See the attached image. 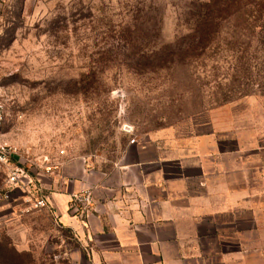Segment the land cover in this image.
<instances>
[{
	"label": "rangeland",
	"instance_id": "374dc122",
	"mask_svg": "<svg viewBox=\"0 0 264 264\" xmlns=\"http://www.w3.org/2000/svg\"><path fill=\"white\" fill-rule=\"evenodd\" d=\"M209 1L0 0V141L15 163L107 169L146 135L263 159L264 14L205 16L197 33ZM15 200L0 198V244L52 264L57 232Z\"/></svg>",
	"mask_w": 264,
	"mask_h": 264
},
{
	"label": "crops",
	"instance_id": "0c3cea01",
	"mask_svg": "<svg viewBox=\"0 0 264 264\" xmlns=\"http://www.w3.org/2000/svg\"><path fill=\"white\" fill-rule=\"evenodd\" d=\"M204 148L146 135L107 169L87 159L52 175L37 167L11 205L45 199L25 214L57 232L63 254L52 264H264L263 155ZM83 194L85 214L70 206Z\"/></svg>",
	"mask_w": 264,
	"mask_h": 264
},
{
	"label": "built area",
	"instance_id": "2783aa9c",
	"mask_svg": "<svg viewBox=\"0 0 264 264\" xmlns=\"http://www.w3.org/2000/svg\"><path fill=\"white\" fill-rule=\"evenodd\" d=\"M4 121V113L2 110V107L0 105V126ZM131 131L130 128L127 129V133ZM130 143H133L131 140ZM0 169L4 172L5 175V182H4V187L5 191L0 193V198L1 199H8L9 198V193H13L14 189H19L22 193H24L25 189V181L26 179H30V173H26L22 167L17 165L15 163V150L12 149L9 145H7L4 142L0 141ZM41 169L44 172V174L47 175H52L55 166H50L46 163L41 164ZM23 199L25 200V203L28 204L24 209H22V213H28L31 210H42L46 209L47 204L45 199L43 198H31V197H26L25 195L22 196ZM91 199L88 195L83 194V195H76L71 198L70 201V206L72 208L77 207L78 205L82 206L81 212H84L87 208L88 205H90ZM78 211V210H77ZM58 226V225H57Z\"/></svg>",
	"mask_w": 264,
	"mask_h": 264
},
{
	"label": "trees",
	"instance_id": "16d2710c",
	"mask_svg": "<svg viewBox=\"0 0 264 264\" xmlns=\"http://www.w3.org/2000/svg\"><path fill=\"white\" fill-rule=\"evenodd\" d=\"M211 2V3H210ZM248 5H254L257 8V13L259 16L264 14V0H210L208 4L204 3L202 7H206L207 11L203 14H199V19L195 27V32L201 33L206 31V18L205 16H214V19L218 23V18L222 14H227L231 16L235 11L240 10L242 7ZM234 7V8H233ZM217 26V24H215ZM62 234V231H61ZM66 234V233H65ZM63 232V235H65ZM68 236V235H65ZM0 264H36L30 255L25 252H18L11 245L0 244Z\"/></svg>",
	"mask_w": 264,
	"mask_h": 264
}]
</instances>
